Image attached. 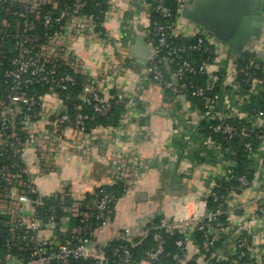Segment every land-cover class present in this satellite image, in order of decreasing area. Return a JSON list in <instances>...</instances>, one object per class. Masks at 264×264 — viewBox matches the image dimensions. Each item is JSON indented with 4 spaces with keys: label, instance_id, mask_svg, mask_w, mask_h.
Returning a JSON list of instances; mask_svg holds the SVG:
<instances>
[{
    "label": "built area",
    "instance_id": "obj_1",
    "mask_svg": "<svg viewBox=\"0 0 264 264\" xmlns=\"http://www.w3.org/2000/svg\"><path fill=\"white\" fill-rule=\"evenodd\" d=\"M86 1L74 0L70 6L64 5L57 18L53 17V11L58 9L59 0H0V9L8 5L5 12L19 18L14 21L13 34L6 30L7 21L0 20V58L15 53L8 60V68L0 73V158L6 155L10 161L0 165V224L10 228L9 245L5 254L0 255V264H71V261L108 264L106 248L113 240L119 242L113 251V256L117 257L115 264H137L132 260L130 248L146 238L150 230L179 235L172 264H264V181L258 180L256 174L250 182L244 176H236L221 150L230 147L222 148L209 136L204 139L222 159L224 175L228 181L237 183L236 187L230 188V193L247 189L251 184L258 190L251 201L252 208L245 219L243 233L238 236L235 234L241 219L234 215L230 193L221 197L213 191L217 184L200 191L197 200L182 204L172 218H162L154 226V218L147 217L133 226L117 229L108 238L101 236L112 212L108 207L112 198L108 195L83 204L85 198L73 199L66 186L48 196L38 193L35 179L55 172V155L51 149H59L60 143H65L67 129L84 133L87 123L93 121L95 115L106 116L113 105H120L123 112L119 125L112 129L119 132L116 143L121 145L124 136L121 128L137 106L147 82L168 92L167 107L185 101L186 106L199 115L198 127L203 121L215 122L210 130L223 136L226 142L235 137L243 139L253 132L256 147L249 141L242 144L250 158L254 157L252 149H264V109L256 108L251 112L245 108L251 97L264 102V59L254 43L243 54L249 55L245 68H240L237 59L244 60V57L221 56L224 45L214 37H207L196 28L190 35L181 33L183 38H193L196 43L177 50L171 48L169 55L175 51L178 55L189 54L201 48L207 56L193 62L177 56L170 71L168 68L167 78L160 64L168 58L157 59V54L169 49L168 39L178 31L182 10L189 0H179L172 23L154 26H150V11L162 18L170 16L164 0H152L153 3L136 0L137 11L131 17V28L144 38L153 55L141 70L137 82L125 94L119 91L115 81L119 67L110 62V57L105 58L102 74L95 76L75 52L77 41H81L85 49L91 45H99L104 51L119 47L117 31L109 29L111 24L120 21L113 1L108 0V8L100 21L82 13ZM9 6H17L19 11L11 12ZM45 7L50 11H44ZM145 16L147 21L143 22ZM53 25L56 29L47 32ZM39 27L44 30L40 36L37 34ZM9 41L10 46L7 45ZM258 72L262 75H257ZM240 73L243 78L239 81ZM189 74L204 76V83L194 85L188 81ZM77 77L80 85L73 95L71 91L77 86ZM34 88H44L45 92L36 93ZM189 97L199 99L202 107L193 105ZM69 105L73 106L71 110ZM103 146L102 142L98 144L99 149ZM26 149H36L34 169L24 160ZM109 165L112 171L110 184L120 183L126 193L148 169L149 161L134 151L116 146ZM56 195L65 214L59 220V231H67L70 218H79L81 222L93 218L100 221L99 224L87 236L83 228H72L69 231L71 237L62 240L53 222L44 223L37 211L42 198H55ZM208 197L214 201L222 198L220 211L207 208ZM66 198H70V203L65 202ZM220 215L225 216L224 221L218 220ZM196 232L204 238L201 245L193 238ZM223 237L230 240L224 251L219 256L207 255L206 252ZM152 240L154 249L146 252V264L157 261L165 252V240L159 232L153 234ZM11 245L17 247L18 255L10 253Z\"/></svg>",
    "mask_w": 264,
    "mask_h": 264
},
{
    "label": "crops",
    "instance_id": "obj_2",
    "mask_svg": "<svg viewBox=\"0 0 264 264\" xmlns=\"http://www.w3.org/2000/svg\"><path fill=\"white\" fill-rule=\"evenodd\" d=\"M112 1L120 21L111 24L109 29L117 31L119 47L104 51L99 45H91L85 49L82 42L77 41L74 49L95 76L102 74L105 58L110 57V62L119 67L115 76L119 91L127 94L152 58V51L144 44V38L131 28V17L137 11L136 0ZM142 20L146 22L147 16ZM195 28L199 29L181 15L177 28L179 32L190 35ZM254 45L264 59V29ZM249 49L250 45L246 52ZM223 55L237 57L226 51L224 46ZM164 96L165 92L157 85L146 83L137 106L121 128L124 134L121 145L116 143L119 132L108 127L97 126L84 133L67 129L65 143H60L59 149H51L55 155V172L35 179L38 193L48 196L66 186L70 196L77 200L90 195L100 186L109 185L112 181L110 158L114 147L120 146L149 161V166L134 188L117 201L112 218L102 231V238L111 237L117 229L133 226L147 217L172 218L182 204L197 200L200 191L217 184L224 175V164L216 149H212L198 134L199 115L182 100L172 108L167 107ZM100 142L104 145L102 149L98 148ZM24 160L34 169L36 149H26ZM253 160L255 177L264 181V149H256ZM176 177L179 180H175ZM257 191L251 184L247 189L230 193L234 215L241 219L235 236L243 233L245 219Z\"/></svg>",
    "mask_w": 264,
    "mask_h": 264
},
{
    "label": "trees",
    "instance_id": "obj_3",
    "mask_svg": "<svg viewBox=\"0 0 264 264\" xmlns=\"http://www.w3.org/2000/svg\"><path fill=\"white\" fill-rule=\"evenodd\" d=\"M74 0H59L58 2V9L56 11H53V17H59L60 12L62 11L64 5L70 6ZM149 2H152V0H149ZM179 0H164V5L170 10V16L168 18H162L158 14H156L153 10L148 13L150 26H154L156 24H170L174 21L176 17V10H177V4ZM85 7L82 9V13L92 15L97 21L102 20L103 13L108 8V0H96V1H90L87 0L85 2ZM153 3V2H152ZM187 4V3H186ZM8 7V5H4L0 9V20L5 19L9 26L6 28L7 32L9 34H13L14 32V21L18 20L19 18L17 16H14L10 13L5 12V8ZM10 11H19V8L17 6H9ZM44 11H50L48 7H45ZM32 20V18L30 19ZM51 29H56V26L53 25L49 28V31ZM2 30V28H1ZM44 30L42 28H38L37 34L40 36ZM2 34L0 33V42ZM4 40V38H3ZM169 49H163L161 52L157 54V59L161 57H167V61L160 64V67L164 71L167 78H169V71L171 67L177 62V56H181L182 59L188 60L190 62H193L194 60L198 59H204L207 54L203 51V49L199 48L198 50H195L189 54H179L177 51L168 54L169 50L172 49H179L183 45H190L195 44L196 40L193 38H183L181 35V32L177 31L173 37H170L169 39ZM7 45L10 46L11 42H7ZM15 53L12 52L10 54H6L5 58H0V73L8 68V60L14 55ZM244 57V60L237 59V62L239 64L240 68H245L249 55H242ZM169 68V71H168ZM257 75H262V73L258 72ZM243 78V74L240 73L238 75V80L240 81ZM188 81L192 82L194 85L200 86L204 83V76H201L199 74L196 75H188ZM80 81L77 77V86H75L71 93L74 95L79 89ZM34 92L36 93H44V88H34ZM110 94H113V91L110 92ZM264 98V94H262ZM165 99L168 97V92H165ZM190 102H192L193 105H197L200 108L202 107V104L199 99L189 97ZM256 97H251L249 99V103L245 107L246 109H249L251 112L253 109L261 108L264 109V102H258L256 101ZM72 105H69V109H72ZM87 112H91L90 108L85 109ZM123 112V108L120 105H113L111 110L106 116H98L95 115V118L93 121L88 122L86 126V131H89L97 126L99 127H105V128H114L119 125V117L121 113ZM215 124L213 121H203L200 126L198 127V134L203 137H210L214 142L219 143L222 148L230 147V149H221L224 151V160L228 161L232 170L234 171V174L236 176H244L245 179L250 182L252 181L254 177V160L253 158H250L249 153L246 149H243L242 144L243 142L249 141L253 147L255 148L257 145V141L255 138V134L253 132L247 133V137L243 139H239L237 137L232 138L229 142H226L223 136L219 134H214L210 130V126ZM256 149H252L251 153H255ZM10 161L7 160L6 155L0 158V165L3 163H9ZM218 187L214 188L213 191L218 196L225 197L230 193V188L236 187L237 183L233 181H228L227 177L223 175L217 182ZM104 195H108L111 197V201L108 203L109 209L112 211L111 214L108 215V221L112 218V213L114 210V207L117 203V201L125 195L124 189L120 183L115 184H109V185H103L98 188H96L90 195H87L83 201V204L89 203L91 200L97 198H100ZM59 196L56 195L55 198H49L45 197L42 198L37 211L39 213L40 218L44 223H48L49 221L53 222L54 229L56 230L58 236L62 240L69 239L71 237V234L69 231L72 228H83V233L86 234V236L90 233L92 229L96 227V225L99 224L100 221H96L95 219L91 218L85 222H81L79 218H70L69 224L67 225V231H59L60 227V218L64 217L65 214L62 213L60 209L59 204ZM115 200V201H114ZM66 203H70V198L65 199ZM207 208L214 211H220L222 207H220V204L222 203V198H218L216 201H214L211 197H208L207 200ZM161 217H156L153 219L152 224L155 226L158 224V222L161 220ZM225 216L220 215L218 217V220L224 221ZM9 227L0 224V255H4L5 251L8 247L7 240L10 238V232ZM155 232H159L162 237L165 240V252L162 254L159 259L152 264H172V256L177 252V248L175 247V241L179 238L178 234H166L163 231H156V230H150L149 235L144 238L138 245H136L133 248H130V252L132 255V260L137 264H146V252L154 249V242L152 240V236ZM244 236V235H243ZM193 238L196 242V244L201 245L204 241V238L201 233H194ZM227 237H223L219 242L215 243L213 247H211L208 252H206L207 255L215 254L216 256H219V251H224L225 245H227ZM119 246V242L116 240H113L109 243L108 247L106 248V255L109 258L108 264H115L117 261V257L113 256V251L115 248ZM10 253L12 255H18L19 251L16 246H10ZM264 262V261H263ZM71 264H93L92 262H83V261H71ZM194 264V263H189Z\"/></svg>",
    "mask_w": 264,
    "mask_h": 264
},
{
    "label": "water",
    "instance_id": "obj_4",
    "mask_svg": "<svg viewBox=\"0 0 264 264\" xmlns=\"http://www.w3.org/2000/svg\"><path fill=\"white\" fill-rule=\"evenodd\" d=\"M182 15L238 57L264 29V0H191Z\"/></svg>",
    "mask_w": 264,
    "mask_h": 264
}]
</instances>
